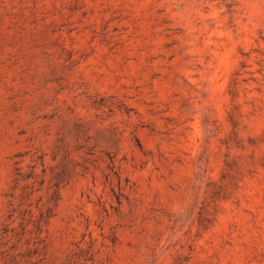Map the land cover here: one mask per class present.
<instances>
[{"label":"rangeland","instance_id":"1","mask_svg":"<svg viewBox=\"0 0 264 264\" xmlns=\"http://www.w3.org/2000/svg\"><path fill=\"white\" fill-rule=\"evenodd\" d=\"M0 264H264V0H0Z\"/></svg>","mask_w":264,"mask_h":264}]
</instances>
